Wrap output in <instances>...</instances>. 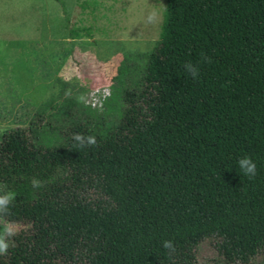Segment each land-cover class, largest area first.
I'll return each instance as SVG.
<instances>
[{
	"label": "trees",
	"instance_id": "trees-1",
	"mask_svg": "<svg viewBox=\"0 0 264 264\" xmlns=\"http://www.w3.org/2000/svg\"><path fill=\"white\" fill-rule=\"evenodd\" d=\"M143 58L109 126L71 121L45 144L37 114L0 134L3 220L23 226L0 264H191L209 239L224 264L264 260V0H165ZM74 132L97 146L72 148Z\"/></svg>",
	"mask_w": 264,
	"mask_h": 264
},
{
	"label": "rangeland",
	"instance_id": "rangeland-1",
	"mask_svg": "<svg viewBox=\"0 0 264 264\" xmlns=\"http://www.w3.org/2000/svg\"><path fill=\"white\" fill-rule=\"evenodd\" d=\"M62 1L0 0V134L28 126L37 114L45 144L71 121L109 126L118 92L132 87L159 38L165 0ZM87 195L99 197L94 189ZM6 222L0 220V232ZM191 264L224 263L209 239Z\"/></svg>",
	"mask_w": 264,
	"mask_h": 264
},
{
	"label": "clouds",
	"instance_id": "clouds-1",
	"mask_svg": "<svg viewBox=\"0 0 264 264\" xmlns=\"http://www.w3.org/2000/svg\"><path fill=\"white\" fill-rule=\"evenodd\" d=\"M184 71L189 74L193 79L199 77V67L190 62L184 64ZM73 147L72 148H87L97 146V138L94 135H85L80 132H74L72 135ZM236 166L239 168L243 176L254 178L257 174V163L251 156L243 155L236 161ZM33 189H40L44 187V182L36 177L30 181ZM15 199L11 192H2L0 194V220L10 215V207ZM20 229L14 222L4 223L3 231L0 232V255H6L9 248L10 238H14ZM162 247L168 250L169 254L175 252L176 245L173 240L165 239L161 242Z\"/></svg>",
	"mask_w": 264,
	"mask_h": 264
}]
</instances>
